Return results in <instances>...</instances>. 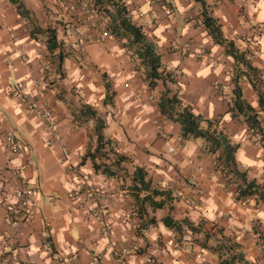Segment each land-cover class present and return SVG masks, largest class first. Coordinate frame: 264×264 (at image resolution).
I'll use <instances>...</instances> for the list:
<instances>
[{"label":"crops","instance_id":"1","mask_svg":"<svg viewBox=\"0 0 264 264\" xmlns=\"http://www.w3.org/2000/svg\"><path fill=\"white\" fill-rule=\"evenodd\" d=\"M42 1L0 0V138L13 134L26 149L20 155L0 151V264H219L213 249L227 241L248 262L264 264V203L238 199L239 183L218 170L217 155L200 139H184L181 125L160 108L164 98L176 95L195 114L220 120L231 141L241 144L239 169L264 185V142L231 112L236 61L206 30L201 6L194 0L151 6L128 0L133 13L144 14L138 21L156 42L164 68L183 69L181 78L159 80L152 88L124 42L112 35L96 42L90 25L80 36L58 0ZM207 4L225 38L249 52L264 93V0ZM48 27L58 31L53 52L40 30ZM105 79L113 94L107 105ZM240 87L259 110L247 77ZM16 90L31 102H21ZM84 104L99 112L105 138L131 160L114 168L116 176L96 171L87 156L98 137L95 118L80 114ZM137 167L145 169L152 189L170 195L157 198L165 201L163 208L147 206L140 213L132 188ZM24 179L35 190L28 219L15 196ZM87 188L98 195L89 197ZM76 190L81 200L73 198ZM168 215L192 228L166 227L162 219ZM152 218L156 222L149 223Z\"/></svg>","mask_w":264,"mask_h":264},{"label":"trees","instance_id":"2","mask_svg":"<svg viewBox=\"0 0 264 264\" xmlns=\"http://www.w3.org/2000/svg\"><path fill=\"white\" fill-rule=\"evenodd\" d=\"M194 1L201 6L200 14L208 33L217 44L224 46L226 53L236 61L237 75L234 78V101L231 112L237 117H243L250 131L260 136V142H264V128L261 119V116H264V93L260 87L262 84L261 71L251 63L248 51H241L235 42L225 38L222 25L218 19L211 15L207 0ZM96 3L109 19L110 34L124 42L123 45L127 51L140 60L138 66L145 70L144 77L149 81V85L153 88L159 80L174 81L175 76L167 70V67L164 68L156 42L144 30V25L139 23L138 19L142 17L137 18L132 10H130L129 6L131 4L127 5L123 0H96ZM40 30L48 38L49 50L51 52L56 50L59 44L57 29L48 27ZM58 56L61 67L65 55L60 51ZM243 76L248 78L258 94L259 110L255 109L243 97L240 87V79ZM104 87L106 89L105 104L107 105L112 102L113 98L111 83L107 79L104 81ZM160 108L162 113L169 115V119L181 125L182 137L184 139H200L204 142L205 150L210 154L217 155L218 170L226 177L231 176L232 180L235 179L239 183L238 199L241 200L243 196H250L257 198L258 202L262 201L264 203V185L258 184L255 180H249L247 172L239 169L236 155L241 144L231 141L229 136L220 128V120H208L202 115L195 114L192 109L183 106L181 100L176 95L171 98H164ZM80 114L82 117H91L96 120L95 132L98 137V147L94 153L87 155L93 160L95 170L101 171L107 176H116L117 173L114 168H120L122 164L130 163L131 160L118 153L114 143L105 138L103 131L106 128V122L98 115L99 112L96 109L84 104ZM204 124L207 126L204 127ZM103 150L107 152L103 153ZM96 158L114 159V163H97ZM132 181V188L136 191L135 198L140 205V213H146L147 206L155 210L163 208L165 201L163 199L157 200V198H169L170 195L163 191L152 189L151 180L148 179V174L144 168H136ZM154 222H156L155 218L149 220V223ZM162 222L166 227L171 229L181 230L183 229V225L192 228L190 223L178 222L170 215L164 217ZM192 230L195 231L194 228ZM238 249L237 244L227 241L220 243L213 250L219 254V264H254L248 262L243 254L234 251Z\"/></svg>","mask_w":264,"mask_h":264},{"label":"built area","instance_id":"3","mask_svg":"<svg viewBox=\"0 0 264 264\" xmlns=\"http://www.w3.org/2000/svg\"><path fill=\"white\" fill-rule=\"evenodd\" d=\"M59 7L62 9L63 13L68 17V24H72V28L75 32L83 36L84 30L87 25H90L95 32L94 39L96 42H103L104 39L111 36L109 29V19L106 14L101 11L98 7L96 0H58ZM127 5L131 4L128 0H123ZM144 3L149 4H160L162 0H143ZM134 14L137 18L143 17L142 12H137ZM204 52V51H202ZM167 70L172 73L175 78L179 79L183 76V69L179 66L169 65ZM15 95L19 99L27 103L30 101L25 94H20L17 90ZM31 102V101H30ZM0 151L9 152L12 155H20L26 151L25 147L22 145L18 139L10 133L4 135L0 138ZM173 151V149H171ZM86 193L89 197H94L98 195V191L93 188H87ZM16 199L19 204L26 208L25 214L28 219L33 214L32 207L30 205L32 199L35 196V190L33 189L31 183L27 180H23L20 186L15 192ZM73 198L75 200H81L82 196L79 190L73 192ZM121 264H129L126 260L121 261Z\"/></svg>","mask_w":264,"mask_h":264},{"label":"rangeland","instance_id":"4","mask_svg":"<svg viewBox=\"0 0 264 264\" xmlns=\"http://www.w3.org/2000/svg\"><path fill=\"white\" fill-rule=\"evenodd\" d=\"M36 2H41V3H45L44 1H42V0H35ZM59 2V1H58ZM57 2V3H58ZM56 3V5L57 6H59V4H57ZM49 5V4H48ZM143 7H145V12H148V7L146 6V5H144ZM45 10H46V12H53V10L51 9V8H49V6H46L45 7ZM62 22H63V25H67L65 22H64V20H62ZM104 152L103 153H105V152H107L106 150H103Z\"/></svg>","mask_w":264,"mask_h":264}]
</instances>
